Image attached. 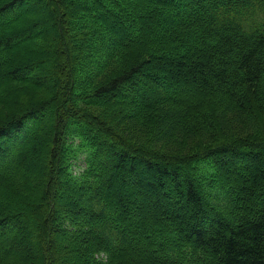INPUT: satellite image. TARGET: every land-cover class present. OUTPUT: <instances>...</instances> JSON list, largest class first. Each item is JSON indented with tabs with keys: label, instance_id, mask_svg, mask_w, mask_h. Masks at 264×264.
Instances as JSON below:
<instances>
[{
	"label": "trees",
	"instance_id": "obj_1",
	"mask_svg": "<svg viewBox=\"0 0 264 264\" xmlns=\"http://www.w3.org/2000/svg\"><path fill=\"white\" fill-rule=\"evenodd\" d=\"M0 264H264V0H0Z\"/></svg>",
	"mask_w": 264,
	"mask_h": 264
},
{
	"label": "rangeland",
	"instance_id": "obj_2",
	"mask_svg": "<svg viewBox=\"0 0 264 264\" xmlns=\"http://www.w3.org/2000/svg\"><path fill=\"white\" fill-rule=\"evenodd\" d=\"M37 2V1H36ZM36 2H34V4L36 3ZM37 4H38V2H37ZM40 7H42L43 5H39ZM43 11V10H42ZM35 163L33 164V166L35 167L36 166V168H41V166L43 165V163H44V159H45V152L44 151H41V149H40V153H37L36 155H35ZM32 166V167H33ZM168 184V183H167ZM130 193L132 194V195H134V196H136L138 193L134 190V189H131V191H130ZM172 197L170 198H168L167 199V202H165V204H167V205H165L166 207L169 205V206H171L172 208H174L175 206L173 205L174 203H173V201L175 200L174 198H175V194H173L172 193ZM149 200H145V202H148ZM181 204H179V206H180ZM139 206H141V205H139ZM168 206V207H169ZM133 208V210L135 209V206L134 207H132ZM158 208H160V207H158ZM141 210H142V208H141ZM159 210V209H158ZM183 211H184V208H183ZM149 213L151 214V215H157V211H155V210H152L151 208L149 209Z\"/></svg>",
	"mask_w": 264,
	"mask_h": 264
}]
</instances>
